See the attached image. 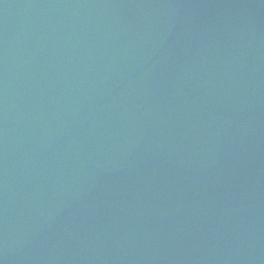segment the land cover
<instances>
[{"label":"water","instance_id":"obj_1","mask_svg":"<svg viewBox=\"0 0 264 264\" xmlns=\"http://www.w3.org/2000/svg\"><path fill=\"white\" fill-rule=\"evenodd\" d=\"M0 264H264V0H0Z\"/></svg>","mask_w":264,"mask_h":264}]
</instances>
